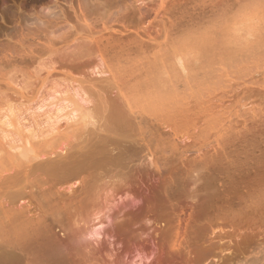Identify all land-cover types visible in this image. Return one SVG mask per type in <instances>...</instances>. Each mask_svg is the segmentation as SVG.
Wrapping results in <instances>:
<instances>
[{
  "label": "rangeland",
  "instance_id": "374dc122",
  "mask_svg": "<svg viewBox=\"0 0 264 264\" xmlns=\"http://www.w3.org/2000/svg\"><path fill=\"white\" fill-rule=\"evenodd\" d=\"M158 4L0 0V114L13 110L21 126L38 135L64 127L71 110L78 117L68 102L73 99L102 121L103 111L92 109V103L102 96L110 104L115 97L110 81H103L118 57L115 41L150 38L160 46L192 34L187 23L163 33L159 25L171 12L159 9L155 15ZM172 4L176 12L190 7L183 0H165L164 8ZM106 39L112 47L105 46ZM226 106L214 129L202 121L177 128L176 136L158 128L157 141L155 132L145 141L143 129L136 135L135 124L133 136L126 127L120 131L124 135L119 130L100 135L89 132V121L78 122L66 141L83 146L82 157L73 148L80 159L74 154L78 160L60 166L61 172L38 170L35 176L44 183L39 190L10 193L0 185L2 223L3 207H25L22 218L29 219V229L18 237L4 227L0 264H242L251 259L264 246V89L228 99ZM149 137L157 144L151 147ZM11 139L0 138V148L7 150ZM197 248L212 252L187 261Z\"/></svg>",
  "mask_w": 264,
  "mask_h": 264
},
{
  "label": "bare ground",
  "instance_id": "6f19581e",
  "mask_svg": "<svg viewBox=\"0 0 264 264\" xmlns=\"http://www.w3.org/2000/svg\"><path fill=\"white\" fill-rule=\"evenodd\" d=\"M184 1L190 7L185 6L176 12L175 4L165 9V0H159L158 8L153 13L156 15L159 9L171 12L167 23L161 21L159 25L163 33L187 23L193 35L190 34L185 40H167L160 46L150 38L139 43L134 40L126 44L115 41V47L108 39L105 40V46L118 50L115 53L118 57L108 67V77L103 79L104 82L110 81L115 97L110 104H106L104 97L97 94L100 99L96 104L92 103V109L100 106L103 111L105 116L102 121L93 120L92 111L82 109L73 99L68 102L79 112L78 117L75 119L71 110L65 117L64 127L54 126L38 135L21 126L20 117L13 110L1 113L0 138L12 139L7 150L0 148V185L10 193H21L28 187L39 190L44 183L40 179L41 185L37 180L38 170L44 173L47 170L54 173L55 170L57 173L61 172L60 166L67 168L71 162L75 163L80 158L74 153L78 159H73V148L76 147L77 152L79 150L77 154L82 157L83 146L67 142L66 138L80 122L86 124L89 121V125L93 126L90 133L105 134L109 130H116L115 135L117 130L125 131V127L130 131L131 124H135L138 128L132 126L137 129L132 128V136L135 131L137 135V131L147 130L143 131L144 135L141 133L144 141L145 136L148 138L151 134H158V128L168 129L176 136L177 128L193 125L196 121H202L203 125L205 123L209 130L212 125L219 126L227 111L228 99L246 98L252 91L263 90L264 0ZM95 43L102 45L100 40ZM26 132L29 134H24ZM13 135L17 138L14 139ZM153 138L148 139L151 147L156 143L152 142L157 141ZM147 142L148 157L153 163L152 149ZM262 197L264 195L261 194ZM261 200L257 203H263ZM24 209L2 208L6 222L2 223L0 219V237L5 234L6 226L13 234L23 232L26 227L29 229V219L26 216V220L22 218ZM211 252L197 248L189 253L187 261L193 262ZM242 264H264V246L256 248L252 258Z\"/></svg>",
  "mask_w": 264,
  "mask_h": 264
}]
</instances>
